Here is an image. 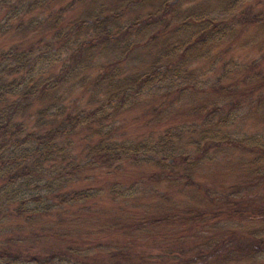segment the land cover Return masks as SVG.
<instances>
[{"label":"trees","instance_id":"1","mask_svg":"<svg viewBox=\"0 0 264 264\" xmlns=\"http://www.w3.org/2000/svg\"><path fill=\"white\" fill-rule=\"evenodd\" d=\"M77 1L86 6L66 23L60 10L50 17L37 14L48 0H0V16L9 21L5 20V30L28 32L35 39L0 50V231L11 215L31 219L40 213L38 206L32 210L24 204L28 187L59 189L84 168L116 169L123 161L131 166L144 163L159 168L150 177L166 185L178 184L181 178L195 183L192 172L196 168L217 153L240 149L254 154L253 160L262 165H252L251 175L264 171V137H234L225 128L234 119L232 104L238 106L239 101L219 96V92L228 93L231 84L221 83L218 76L208 84L206 76L216 66L218 42L235 31V12L242 0ZM256 15L249 21L256 23L263 17ZM224 65L220 64V77ZM153 86L165 88L166 94L176 93L177 98H193L188 106L192 119L183 126V134L166 127L154 137L109 138L103 121L110 113L130 108ZM207 86L219 92L201 103L198 92ZM75 90L86 94L89 106H72L70 96ZM249 91L252 94L254 87ZM255 91L259 93V88ZM174 136L184 140L182 148ZM74 144H80L78 154L73 152L78 147ZM147 186L151 185L113 184L109 192L128 198ZM209 189L215 192L212 186ZM95 195L96 191L76 190L56 197L65 203ZM29 196L41 202L40 195ZM207 198L202 199L207 206L222 204L210 194ZM220 212L213 210L210 222L196 223V233L208 236H203L206 240L197 246L194 259L220 255L211 264H225L232 259L263 258L264 224L251 225L246 241L237 240L235 248H228L222 235H209L214 227L228 222L217 218ZM161 216H151L149 223L157 226L173 217L168 211ZM205 249L210 251L204 253ZM75 256H81L79 249L68 248L50 253L43 262L52 264L54 258L69 262ZM38 262L41 259L31 254L0 250V264ZM191 264L198 263L191 260Z\"/></svg>","mask_w":264,"mask_h":264},{"label":"rangeland","instance_id":"2","mask_svg":"<svg viewBox=\"0 0 264 264\" xmlns=\"http://www.w3.org/2000/svg\"><path fill=\"white\" fill-rule=\"evenodd\" d=\"M46 4L37 12L40 17H50L60 10L66 23L86 6L77 0H48ZM241 11L245 12L243 16L239 15ZM256 14H261L262 19L256 23L249 21ZM5 20L1 14L0 50L34 42L28 32L19 31V34L12 29L5 30ZM235 20L234 33L218 42L216 66L206 75L208 84L218 76L221 83L231 84V89L221 93L209 90L207 86L199 90L197 100L204 103L219 92V96L224 94L232 102L239 101L238 106L232 104L234 119L225 128L234 137L251 134L264 137V0H242L236 9ZM221 63L226 66L222 77ZM253 75H258L257 79H251ZM70 97L76 108L89 106L86 105V94L81 90H75ZM177 97L176 93L166 94L163 87H151L130 108L110 113L109 119L103 121L108 137L117 141L137 140L154 137L166 127L182 135L183 126L192 119L188 106L193 98ZM183 102L188 105H182ZM166 104L169 106L164 109ZM173 138L178 140L179 136ZM177 144L182 148L184 140H178ZM74 146H78L73 151L78 154L80 144ZM253 155L240 149L217 153L192 172L195 183L181 178L178 184L169 186L150 177L159 170L156 166L144 163L131 166L123 161L116 169H81L78 177L59 189L47 191L45 187H28L24 204L32 210L36 205L37 211H41L31 219L9 216L0 231V250L31 254L41 259L38 263L18 264H46L43 259L50 253H61L68 248H78L83 257H71L69 262L54 258L52 264H191V260L211 264L220 255L210 258L206 255L204 259L198 256L194 259V256L198 254L197 246L206 240L203 236H208L196 233V223L210 222L213 210L221 211L217 218H225L228 222L222 227H214L209 235H222L221 240L229 243L228 248H235L237 240L246 241L245 232L251 225L264 224V171L251 175L252 165L254 168L262 166L253 160ZM113 184L151 186L136 192L134 197L121 198L109 192ZM211 186L215 192H211ZM155 188L159 190L157 193ZM76 190L96 191L97 195L78 202L59 203L57 193ZM31 194L40 195L41 202L33 200ZM208 194L222 204L207 206L204 201ZM41 206L46 209L42 211ZM167 211L173 216L170 220L157 226L149 223L151 216L159 219ZM207 251L210 250H203L204 253ZM225 264H264V256L254 261L232 259Z\"/></svg>","mask_w":264,"mask_h":264}]
</instances>
